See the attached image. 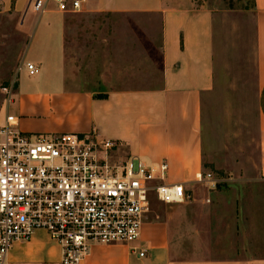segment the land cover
Wrapping results in <instances>:
<instances>
[{
  "label": "crops",
  "instance_id": "1",
  "mask_svg": "<svg viewBox=\"0 0 264 264\" xmlns=\"http://www.w3.org/2000/svg\"><path fill=\"white\" fill-rule=\"evenodd\" d=\"M27 1L0 0V6L18 14ZM198 1L96 0L89 6L83 2L81 11L89 13L158 15L160 39L156 62L161 83L145 90L69 86L66 82L68 18L64 16L67 13L57 11L54 6L52 13L61 14L57 15L53 28L54 45L42 39L32 49H25L22 63L34 64L38 79L30 85L27 80L34 76L21 71V80L20 75H15L12 103L8 108L0 106V113L5 111L0 116V125L6 115H12L17 119L16 129L29 135H86L95 131L98 140L116 145L114 152L119 159L138 158L147 166L165 162L166 182L188 187L204 171L202 99L214 86L213 13ZM253 4L260 130V162L253 184L259 186L256 187L259 191L241 192L231 198L232 230L245 233L247 244L243 245L241 239L231 258L196 257L194 234L198 230L190 206L205 204L204 199L210 200V194L225 196L221 192L225 186L210 193L193 186L190 187L192 199L187 203L170 204L179 207H168L162 215H146L135 242L93 244L80 264H264V251L260 252L254 243L262 240L264 244V191H261L264 189V0H253ZM28 9L20 24L27 37ZM30 12L39 17L47 10L39 14L31 8ZM200 192L207 194L197 198ZM185 204L189 206L181 212L180 205ZM142 250L145 254L140 258L138 253ZM59 259V245L43 230L36 231L27 242L14 243L7 257L8 264H53Z\"/></svg>",
  "mask_w": 264,
  "mask_h": 264
},
{
  "label": "rangeland",
  "instance_id": "2",
  "mask_svg": "<svg viewBox=\"0 0 264 264\" xmlns=\"http://www.w3.org/2000/svg\"><path fill=\"white\" fill-rule=\"evenodd\" d=\"M95 1L84 0V4L89 6ZM106 1L111 0H103ZM198 2L212 11L214 29V86L202 99V163L205 172L230 177L233 182L222 189L225 196L210 194L209 204L190 206L198 230L192 234L198 250L196 257L225 259L234 256L241 239L243 245L247 244L245 233L232 230L231 198L237 193L259 191L256 188L259 186L253 184L260 162L255 14L252 0ZM54 6L49 3L47 12L39 17L30 12L31 0L18 14L0 6V106L1 89L15 78L25 49H32L42 39L54 45L53 28L57 15H61L52 13ZM27 9L25 28L29 37L20 26ZM64 16L68 18L66 82L69 86L145 90L160 85L161 73L156 62L160 39L158 15L120 16L81 11ZM22 72L18 73L21 80ZM37 79L35 75L27 83L33 85ZM207 193L200 192L196 197ZM188 206L180 205L181 212ZM168 207L179 206L162 204L152 198L147 216L162 215ZM254 243L260 252L264 251L262 240Z\"/></svg>",
  "mask_w": 264,
  "mask_h": 264
},
{
  "label": "built area",
  "instance_id": "3",
  "mask_svg": "<svg viewBox=\"0 0 264 264\" xmlns=\"http://www.w3.org/2000/svg\"><path fill=\"white\" fill-rule=\"evenodd\" d=\"M83 2L31 0V8L43 14L53 3L61 13H78ZM21 71L38 73L30 62L21 63L16 74ZM14 83L1 89L5 108L12 103ZM16 127L12 115L0 125V264H8L14 243L29 241L39 230L60 247L53 264H80L93 244L135 242L152 198L179 205L192 199L190 187L210 193L233 182L202 171L188 187L167 183V163L147 166L138 158L119 159L116 145L98 140L95 131L29 135Z\"/></svg>",
  "mask_w": 264,
  "mask_h": 264
},
{
  "label": "trees",
  "instance_id": "4",
  "mask_svg": "<svg viewBox=\"0 0 264 264\" xmlns=\"http://www.w3.org/2000/svg\"><path fill=\"white\" fill-rule=\"evenodd\" d=\"M252 3H253V0H252ZM253 6H254V4H253Z\"/></svg>",
  "mask_w": 264,
  "mask_h": 264
}]
</instances>
